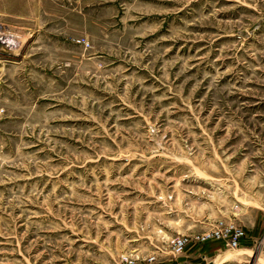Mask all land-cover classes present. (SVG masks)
I'll return each mask as SVG.
<instances>
[{
	"label": "rangeland",
	"instance_id": "obj_1",
	"mask_svg": "<svg viewBox=\"0 0 264 264\" xmlns=\"http://www.w3.org/2000/svg\"><path fill=\"white\" fill-rule=\"evenodd\" d=\"M0 38V264H264V0H0Z\"/></svg>",
	"mask_w": 264,
	"mask_h": 264
},
{
	"label": "built area",
	"instance_id": "obj_2",
	"mask_svg": "<svg viewBox=\"0 0 264 264\" xmlns=\"http://www.w3.org/2000/svg\"><path fill=\"white\" fill-rule=\"evenodd\" d=\"M212 235L214 237H217V238H221L224 236V233H223V230H215L212 232ZM227 237L229 236L227 233H226ZM239 235H237L236 237V241L232 242V246L234 247H237V238H238ZM202 239H205V237H203ZM186 244H187V239L186 238H177L175 239L173 242H172V249L175 253H181L184 248L186 247ZM264 245V239H260V241L257 243V248L256 249H259L261 246ZM232 247V248H234ZM120 264H133V261H131L128 257H123V259L121 260Z\"/></svg>",
	"mask_w": 264,
	"mask_h": 264
},
{
	"label": "bare ground",
	"instance_id": "obj_3",
	"mask_svg": "<svg viewBox=\"0 0 264 264\" xmlns=\"http://www.w3.org/2000/svg\"><path fill=\"white\" fill-rule=\"evenodd\" d=\"M0 40L3 42V44L5 45L7 52L8 50H11V43L9 41L3 40L2 38H0Z\"/></svg>",
	"mask_w": 264,
	"mask_h": 264
},
{
	"label": "water",
	"instance_id": "obj_4",
	"mask_svg": "<svg viewBox=\"0 0 264 264\" xmlns=\"http://www.w3.org/2000/svg\"><path fill=\"white\" fill-rule=\"evenodd\" d=\"M0 53H7V49L1 40H0Z\"/></svg>",
	"mask_w": 264,
	"mask_h": 264
}]
</instances>
